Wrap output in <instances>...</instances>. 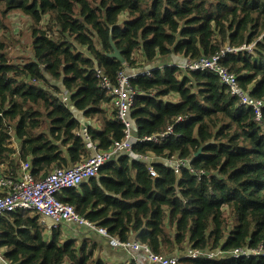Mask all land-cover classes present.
<instances>
[{
	"label": "trees",
	"instance_id": "trees-1",
	"mask_svg": "<svg viewBox=\"0 0 264 264\" xmlns=\"http://www.w3.org/2000/svg\"><path fill=\"white\" fill-rule=\"evenodd\" d=\"M13 11L34 24L31 56L23 62L9 58L1 35L3 19ZM244 45H253L252 52H227L219 64L252 97L264 100V0H0L2 173L15 178L28 162L40 180L52 167L84 162L90 152L72 109L90 120L84 126L96 150L107 151L124 137L123 125L96 69L111 81L121 71L147 69L148 75L130 81L134 135L141 140L167 127L173 132L156 144L138 142L133 152L157 162L121 156L104 164L96 178L56 198L110 235L134 239L155 254L186 248L224 254L181 257L180 264H264V109L256 122L217 75L178 64ZM113 46L123 64L108 56ZM62 91L72 108L62 103ZM172 95L177 101L168 100ZM178 117L182 121L176 122ZM12 139L19 142L18 151ZM171 156L187 159L205 176L198 181L184 167L176 176L158 161ZM45 231L33 212L3 214V259L7 264H105L95 256L91 238L78 242L62 238L59 228ZM257 249V257L226 256Z\"/></svg>",
	"mask_w": 264,
	"mask_h": 264
},
{
	"label": "built area",
	"instance_id": "built-area-1",
	"mask_svg": "<svg viewBox=\"0 0 264 264\" xmlns=\"http://www.w3.org/2000/svg\"><path fill=\"white\" fill-rule=\"evenodd\" d=\"M253 45H244L239 48H226L225 51L217 56L210 58L202 57L197 61L185 60L181 65L184 70L191 71H210L217 75L220 83L225 86L227 92L237 99L239 105L250 109L254 114V120L260 122L264 109V100L252 97L247 90L239 86L237 77L229 70L219 64V59L227 52L234 54L240 52H252ZM148 75V70L142 72H119L114 81L105 76L101 70L96 69L95 76L99 80L100 88L111 98V104L116 112L117 119L123 125L124 137L105 152H98L95 144L91 142L86 126H82L79 135L85 142L86 149L90 155L84 161L70 168H53L46 176L36 180L31 173V167L28 162L20 165L16 177L5 176L0 171V216L5 213L15 212L17 210L30 211L40 217L42 222H50V229L59 228L61 225H73L84 228L89 232L102 237L109 245L122 251L137 254L142 252L145 260L134 257L133 264H180L181 257L207 258L212 259L224 255L223 253H202L198 251L187 250L182 256L179 255H159L150 251L143 244L136 241H121L117 237L110 235L105 228L96 227L92 222L78 215L69 204H65L56 198V194L64 189L77 188L82 183L87 182L98 176L100 168L107 162L115 161L121 156H127L130 160L151 161L153 158L141 156L133 152V146L142 141L159 143L164 141L173 132L172 127L158 134L157 136L137 139L134 135L136 126L131 119L135 91L131 87L130 81L137 75ZM68 94L63 91L61 101L65 106L72 108L68 102ZM176 122L182 121L178 117ZM166 167L170 168L176 176H180L182 167L189 170V173L197 178L198 181L205 176L203 170H194L189 167L187 159H180L177 156L159 159ZM151 177H155V171L150 167ZM260 249L257 250H234L227 253L228 258H250L257 257ZM0 260H3V254L0 251Z\"/></svg>",
	"mask_w": 264,
	"mask_h": 264
},
{
	"label": "rangeland",
	"instance_id": "rangeland-1",
	"mask_svg": "<svg viewBox=\"0 0 264 264\" xmlns=\"http://www.w3.org/2000/svg\"><path fill=\"white\" fill-rule=\"evenodd\" d=\"M44 24H45V20L43 19L41 22V26ZM33 25L34 24L29 17L23 15L21 12H18V11L10 12L3 19L4 29L1 31V35H2V38L5 40L6 44L8 45V49H7L6 53L11 60H13L15 62H17L18 60H19L18 62H23L26 58H29V56H31V42H32L31 29H32ZM181 64H179V65H181ZM62 93H63V91H62ZM62 93L60 94V98H61ZM177 99L178 98L175 95H172L168 98V100H170V101H177ZM109 106L111 109H113L111 107V105H109ZM72 111L74 113L77 112L74 109H72ZM81 116H83L82 113H81ZM84 120H85V122L90 121V120H87L85 118H84ZM152 160H154V159H152ZM53 168L54 167H52L50 169V171ZM40 222L43 224V226H45L47 228V226H48L47 222H42L41 220H40ZM229 227H231V226H229ZM65 232L67 233V236H70L72 234V232H70L68 230ZM90 233L91 232H89L88 230H84L82 228L75 229L73 231V234H77L80 237H83L84 235L89 236L88 234H90ZM45 234H48V233L45 231ZM91 234H93V233H91ZM162 255H164V254H162ZM164 256H169V255H164Z\"/></svg>",
	"mask_w": 264,
	"mask_h": 264
},
{
	"label": "crops",
	"instance_id": "crops-1",
	"mask_svg": "<svg viewBox=\"0 0 264 264\" xmlns=\"http://www.w3.org/2000/svg\"><path fill=\"white\" fill-rule=\"evenodd\" d=\"M175 60V59H174ZM185 62V59H179V64H183ZM181 64V65H182ZM75 118L80 122L81 126L87 125L89 121L85 122L83 116H81V113H74ZM12 146L13 148L18 151L19 149V142L16 139H12ZM151 158V157H150ZM149 163V162H148ZM0 171L2 172V167L0 166ZM48 223V226L46 230H50V222L45 221ZM60 232L62 234V238H74L78 240V242H81L84 240V238H91L94 240L96 244V248L94 251L95 256L99 257L105 264H131L133 262L134 257H139L142 260H145V255L142 252H139L137 254H131L125 251H122L120 249H116L112 245H109L108 242H106L102 237L98 236L97 234H88L89 236L84 235L83 237L78 236L77 234H73V231L75 229H79L77 226L73 225H61L59 227ZM84 229V228H82ZM70 231L72 234L70 236H67V233L65 231ZM86 230V229H84ZM46 231V232H47ZM131 242H134V239L130 240ZM187 249V248H186ZM181 251L180 253H174L173 255H179L182 256L187 250ZM4 249L1 250V253L3 254ZM0 264H7V262L3 259L0 260Z\"/></svg>",
	"mask_w": 264,
	"mask_h": 264
},
{
	"label": "water",
	"instance_id": "water-1",
	"mask_svg": "<svg viewBox=\"0 0 264 264\" xmlns=\"http://www.w3.org/2000/svg\"><path fill=\"white\" fill-rule=\"evenodd\" d=\"M109 57L111 58H114L116 60H118L120 63H124V58L121 56V54L119 53V51L117 49L114 48L113 46V52L111 54L108 55ZM129 73V72H127ZM201 151L198 150L197 153L194 154V157H196ZM157 161L156 160H151L149 161L150 164L152 163H156Z\"/></svg>",
	"mask_w": 264,
	"mask_h": 264
}]
</instances>
